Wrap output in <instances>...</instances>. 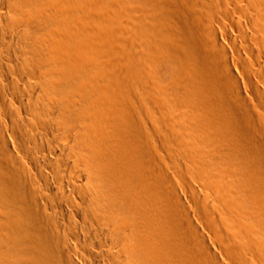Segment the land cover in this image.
Masks as SVG:
<instances>
[{"label": "bare ground", "instance_id": "bare-ground-1", "mask_svg": "<svg viewBox=\"0 0 264 264\" xmlns=\"http://www.w3.org/2000/svg\"><path fill=\"white\" fill-rule=\"evenodd\" d=\"M0 264H264V0H0Z\"/></svg>", "mask_w": 264, "mask_h": 264}]
</instances>
